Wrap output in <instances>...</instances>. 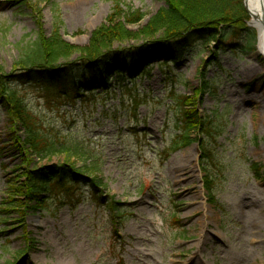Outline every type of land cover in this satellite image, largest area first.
Wrapping results in <instances>:
<instances>
[{"label": "rangeland", "instance_id": "rangeland-1", "mask_svg": "<svg viewBox=\"0 0 264 264\" xmlns=\"http://www.w3.org/2000/svg\"><path fill=\"white\" fill-rule=\"evenodd\" d=\"M10 1L0 0V70L7 75L16 68L20 47L32 45L39 34L49 39L58 28L65 42L84 48L117 1L123 10L115 22L133 33L166 5V0H40L19 9ZM238 3L247 20L242 0ZM136 11L145 17L130 23ZM245 24L257 44L256 31ZM171 37L161 31L114 42L112 50L123 53L126 63L125 83L71 101L47 98L35 84H10L46 134L68 147L38 166L70 157L87 176L102 178L106 188L81 182L69 196L60 187L44 211L21 208L20 226L16 210L1 208L16 175L11 171L22 160L2 150L8 120L0 106V264L14 261L19 250L26 253L17 264H264V60L255 51L242 56L237 47L234 53L215 51L211 65L202 67L215 44L197 42L195 52L167 65L160 50ZM81 59L75 53L60 61L71 68L70 78L83 75L88 65ZM114 68L106 63L105 70ZM179 97L198 100L199 112L218 127L206 151L197 133L194 143L173 149L181 136ZM207 174L213 178L211 194L205 190ZM111 197L121 212L111 209Z\"/></svg>", "mask_w": 264, "mask_h": 264}, {"label": "trees", "instance_id": "trees-1", "mask_svg": "<svg viewBox=\"0 0 264 264\" xmlns=\"http://www.w3.org/2000/svg\"><path fill=\"white\" fill-rule=\"evenodd\" d=\"M39 1L12 0L10 3L14 4L15 8L24 9L27 5H36ZM238 5V0H166V5L149 20L148 24L139 33H133L126 25L115 22L123 10L122 3L117 1L108 22L93 32L89 45L84 48L65 42L58 28L54 30L51 38L39 34L32 45L20 47L19 60L15 63L16 68L11 75L0 70V106L8 120L6 144L2 150L4 152V149L9 148L22 160L21 165L11 171L16 175L6 187L1 208L9 213L16 210L20 226H24L21 207L30 208L34 213L44 211L47 208V201L60 194L57 192L60 187L63 194L69 196L72 187L79 186L81 182L88 183L96 190L106 188L102 178L87 176L83 169H78L70 162V157L56 165L38 166L39 162L49 160L57 154L67 153L69 150L64 142L46 134L25 101L17 92L10 89L11 83L35 84L45 92L47 98L56 96L68 101L86 96L85 92H95L102 87L108 89L115 84L123 85L127 71L125 73L121 69L123 66L126 67V63L123 61V53L112 50L113 43L139 37L149 38L161 31L172 35L168 39L169 45L160 50L163 63L167 65L195 52L193 46L197 42H204L205 45L212 42L215 44V49L209 50L210 57L203 61L202 67L211 65L215 51L219 54L230 49V52L234 53L237 52L235 49L240 47L242 56L251 54L256 50V37L253 32L246 29V19L239 13ZM144 17L145 14L136 11L130 13L128 20H134L129 22L135 23ZM206 48L207 46H203L202 52ZM75 53H81L80 61L84 59L88 65L80 78H70L67 72L71 68L60 63L62 59L69 58ZM106 63L115 64V68L105 70ZM61 68L65 71L61 72ZM51 72L54 74L51 75ZM200 74L205 77L204 73ZM98 82L101 86H97ZM176 101L180 108L178 129L181 136L173 142V149L181 144L183 147L191 145L197 138L192 136L197 133L198 142L204 143L202 146L206 151V143L208 139L215 138L218 127L213 126V122L199 112L198 100L191 102L190 98L179 97ZM202 136L203 141L200 139ZM256 140L253 138L250 142L256 143ZM208 158V154L203 153V160ZM31 164L34 165L33 168ZM22 179L24 183L21 182ZM212 179L208 174L205 176V190L208 194L213 193ZM19 196H24L26 201L23 202ZM32 201L34 205L30 206ZM119 204L111 197L110 206L114 212H121ZM16 253V259L8 260L5 264H17L26 252L19 250Z\"/></svg>", "mask_w": 264, "mask_h": 264}, {"label": "bare ground", "instance_id": "bare-ground-1", "mask_svg": "<svg viewBox=\"0 0 264 264\" xmlns=\"http://www.w3.org/2000/svg\"><path fill=\"white\" fill-rule=\"evenodd\" d=\"M242 6L247 14V26L257 33V54L264 60V0H242ZM204 235L200 237L201 242L206 240Z\"/></svg>", "mask_w": 264, "mask_h": 264}, {"label": "water", "instance_id": "water-1", "mask_svg": "<svg viewBox=\"0 0 264 264\" xmlns=\"http://www.w3.org/2000/svg\"><path fill=\"white\" fill-rule=\"evenodd\" d=\"M258 55V54H257Z\"/></svg>", "mask_w": 264, "mask_h": 264}]
</instances>
